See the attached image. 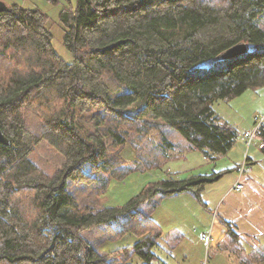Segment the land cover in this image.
<instances>
[{
  "label": "trees",
  "instance_id": "1",
  "mask_svg": "<svg viewBox=\"0 0 264 264\" xmlns=\"http://www.w3.org/2000/svg\"><path fill=\"white\" fill-rule=\"evenodd\" d=\"M8 6L0 12V128L11 139L0 143V264H135V255L160 264L161 231L107 252L85 232L114 225L122 236L150 218L144 206L155 195L192 192L203 203L207 185L239 170L166 172L121 204L102 203L114 181L152 166L123 156L151 130L171 146L168 132L177 131L185 151L211 160L235 145L237 126L215 106L264 89V0H76L59 13L70 61L55 49L46 12ZM239 42L249 52L219 59ZM256 136L264 152V123ZM41 144L61 156L53 174L37 162ZM227 224L235 243L241 234Z\"/></svg>",
  "mask_w": 264,
  "mask_h": 264
},
{
  "label": "rangeland",
  "instance_id": "2",
  "mask_svg": "<svg viewBox=\"0 0 264 264\" xmlns=\"http://www.w3.org/2000/svg\"><path fill=\"white\" fill-rule=\"evenodd\" d=\"M22 1L25 3V0H21L20 3ZM75 3L76 0H30L25 4L27 7L39 8L49 14L50 25L55 36V49L66 60H72V54L62 44L63 29L59 13L63 7ZM215 107L219 114L237 126L240 133L238 139H240L245 129L253 128L255 117L264 115V89L257 91L248 89L233 99L219 101ZM167 136L168 141H172V146L167 141H162L155 130H151L138 143L127 145L123 151L126 160H137L142 155L150 160L152 166H147L144 162L146 170H138L124 181H114L103 198L104 205L121 204L137 194L147 182L166 176L167 171L169 174L175 173L179 165L177 162L179 160L183 162L184 155L177 159L173 156L189 151H185L187 143L177 131H169ZM237 141L236 144H238ZM253 141V144L259 145L262 142L259 136H255ZM162 143L164 149L161 147ZM246 149V145L245 148L242 144L237 147L234 145L227 153L219 155L209 165L194 166L188 170L206 172L214 167L219 170L236 163L239 159L243 160L246 156ZM36 158L37 162L51 174L61 164V156L47 144L38 146ZM158 163H161V169L157 168ZM191 171H183V175ZM176 177L181 178L182 176L177 175ZM242 182L246 184L247 181L243 179ZM256 191H261V189L256 187ZM239 194L233 191L225 203L212 212L206 210L192 192L174 195L157 194L144 206L150 218L138 222L134 231L131 230L122 236H117L114 225H102L86 231L85 235L92 246L102 252H107L134 243L144 235L145 231L154 233L161 231L163 236L159 239V245L154 249L160 264H201V262L202 264H236L238 263L237 256L226 251L228 246H233L230 242L233 238L222 217L228 209L227 206L231 205L234 209L236 205L242 204ZM204 232L210 234L213 240L206 242L202 235ZM231 255L235 263L231 261ZM243 256L240 255L239 258ZM133 262L142 264L144 260L135 255ZM259 264H264V260H261Z\"/></svg>",
  "mask_w": 264,
  "mask_h": 264
},
{
  "label": "crops",
  "instance_id": "3",
  "mask_svg": "<svg viewBox=\"0 0 264 264\" xmlns=\"http://www.w3.org/2000/svg\"><path fill=\"white\" fill-rule=\"evenodd\" d=\"M3 1L10 6L19 5L31 8L25 5L30 2V0H25V3H23V1L20 3L21 0ZM68 61H70V59H68ZM251 128L245 129L242 136L237 141L238 144L235 143L236 147L242 144V147L245 148L246 145L247 149L245 158L243 160L239 159L236 163H232V165L226 167L230 168L236 165H240L241 167L242 164L246 162L247 167H249L250 170L246 171L241 176L239 172L240 168L239 170L227 173L217 182L207 185L202 192V200L204 204L201 203V205L211 212L214 209H219L233 191L240 193L239 195L242 199V204L236 205L234 209L231 205H225L228 209L222 217L227 227V222H230L232 227L241 234L239 240L235 241V243H232L231 240L230 242L233 246H228L226 249L227 252L237 256L236 260L238 259V263L236 264H259L262 260L260 257H264V152L261 149L262 142L260 145L253 144V139L255 137L249 145L247 144V140L244 138V133ZM181 154L184 155V161L180 162L181 160H179V162H177L179 165L176 171H174L175 173L189 171L188 169L194 168V166L209 165L210 162L213 161L200 151H189ZM243 179L247 181L246 184H243ZM238 183L243 184L241 190L235 189V186ZM256 187H259L261 191H256ZM203 234L208 233L204 232ZM212 240L213 239L211 238L210 241ZM233 255L230 256V259L234 262L235 259L233 258ZM240 255H244L243 258H239Z\"/></svg>",
  "mask_w": 264,
  "mask_h": 264
},
{
  "label": "water",
  "instance_id": "4",
  "mask_svg": "<svg viewBox=\"0 0 264 264\" xmlns=\"http://www.w3.org/2000/svg\"><path fill=\"white\" fill-rule=\"evenodd\" d=\"M9 9L8 4L0 0V12L6 11ZM250 50V45L245 42H239L228 49H226L224 52L221 53L219 56V59L229 60L236 58L238 56L244 55ZM0 143L9 145L11 143V139L6 135L5 131L0 128Z\"/></svg>",
  "mask_w": 264,
  "mask_h": 264
},
{
  "label": "built area",
  "instance_id": "5",
  "mask_svg": "<svg viewBox=\"0 0 264 264\" xmlns=\"http://www.w3.org/2000/svg\"><path fill=\"white\" fill-rule=\"evenodd\" d=\"M262 123H264V115L262 117L256 116L253 128H251L249 131H246L244 133V138L247 140L248 145L251 143L252 139L257 135V132H258L260 126L262 125ZM248 170H250V169H249V167H247L246 162H244L242 164V166L240 167V170H239L240 176ZM242 188H243V184H241V183H238L235 186L236 190H241ZM203 238L206 242H209L211 239V236H210V234H203Z\"/></svg>",
  "mask_w": 264,
  "mask_h": 264
}]
</instances>
